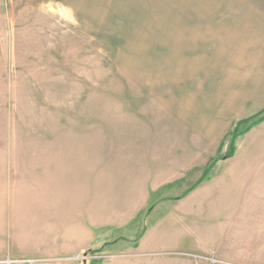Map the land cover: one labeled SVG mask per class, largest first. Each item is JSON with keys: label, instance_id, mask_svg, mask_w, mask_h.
Instances as JSON below:
<instances>
[{"label": "rangeland", "instance_id": "rangeland-1", "mask_svg": "<svg viewBox=\"0 0 264 264\" xmlns=\"http://www.w3.org/2000/svg\"><path fill=\"white\" fill-rule=\"evenodd\" d=\"M131 4L0 0V264H82L85 253L94 264H195L182 249L143 247L146 254L138 255L128 248L129 239L136 242L157 215L184 209L162 197L181 194L183 185L154 192L156 171L166 169L168 180L192 172L214 178L213 194L227 196L202 204L188 218L210 237L225 232L220 251L197 254L229 264H264V67L260 87L233 118L219 149L193 147L178 130L170 144L156 148L158 141H169L146 133L145 120L155 112L145 82L159 83L162 73L154 67L157 59L139 48L136 27L130 30ZM236 11L234 18H242ZM243 68L254 75V67ZM82 156L88 165H80ZM66 159L69 165L59 164ZM52 171L67 173L69 195L88 197L90 215L114 222L93 227L90 217L94 248L70 257L46 252L53 251L51 193L64 184L51 185ZM225 205L243 207L218 216ZM41 246L47 250L35 253Z\"/></svg>", "mask_w": 264, "mask_h": 264}, {"label": "crops", "instance_id": "crops-1", "mask_svg": "<svg viewBox=\"0 0 264 264\" xmlns=\"http://www.w3.org/2000/svg\"><path fill=\"white\" fill-rule=\"evenodd\" d=\"M129 2L135 5L131 4L126 17L130 30L136 27L134 34L137 36L136 41L141 43L139 48L145 50L146 57L150 55L157 59L154 67H158L162 73L159 83L145 82V91L150 97L147 104L154 107L152 111L155 112L153 119L147 116L145 120L147 135L168 138L169 142L158 141L156 148L170 144L178 130L182 131L183 137L191 138L193 147L198 146L200 149L204 144L212 149L219 145V149L233 125V118L244 110L253 92L260 87L262 77L259 72L264 67V61L260 60L264 59V0ZM236 9L242 11V18H234L238 13ZM118 10H114L115 17L119 15ZM248 66L256 69L252 71L254 75L250 72L251 75H246L243 67ZM196 152L199 153V150ZM80 161V165H88L83 156ZM57 163L55 159V165ZM60 163L69 165L68 159ZM167 170L156 171L154 192L173 185H183L186 189L181 194L172 196L164 193L162 197L184 204V209L167 211L160 217L157 215L136 242L129 239L131 242L128 245H132L128 248L138 255L146 254L142 251L143 247L168 251L182 249L181 253L220 251L225 232L222 230L217 235L213 233L218 237V243L215 236L210 237L209 233L203 234L201 230L192 227L188 218L199 212L202 204L222 201L227 196L213 194L215 190L211 186L214 178L202 180L200 177L195 178L192 172V178L186 174L181 179L168 180ZM67 178L65 172L57 174L52 171L54 182L51 185L54 184L56 188L59 182L65 185L60 184L63 188L51 193L49 231L53 246L48 249L53 251H46L64 253V257L94 248L96 238L92 228L90 231V217L93 227L114 224L112 218L105 222L100 215H90L88 197H84L82 192L75 196L69 195ZM147 194L149 197V192ZM241 207L237 206L234 211L232 206L225 205L218 216L225 212L233 216L232 213H238ZM142 212L144 210L140 209L138 216ZM152 212H149V216ZM126 218L135 219L136 214L133 218L129 216L123 219ZM69 220L71 224L67 226ZM63 225H66L64 230ZM45 250L47 248L41 246L34 251L38 253ZM188 262L194 264L192 259ZM178 263L182 264L183 261ZM67 264L79 263L70 261ZM82 264H94V261L92 263L84 259Z\"/></svg>", "mask_w": 264, "mask_h": 264}, {"label": "built area", "instance_id": "built-area-1", "mask_svg": "<svg viewBox=\"0 0 264 264\" xmlns=\"http://www.w3.org/2000/svg\"><path fill=\"white\" fill-rule=\"evenodd\" d=\"M189 256L195 260L196 262L195 264H216V263L229 264L228 262L220 260L214 256L200 255L197 253H191L189 254ZM83 259H87V256L84 255Z\"/></svg>", "mask_w": 264, "mask_h": 264}, {"label": "water", "instance_id": "water-1", "mask_svg": "<svg viewBox=\"0 0 264 264\" xmlns=\"http://www.w3.org/2000/svg\"><path fill=\"white\" fill-rule=\"evenodd\" d=\"M85 255H87V253H85Z\"/></svg>", "mask_w": 264, "mask_h": 264}, {"label": "trees", "instance_id": "trees-1", "mask_svg": "<svg viewBox=\"0 0 264 264\" xmlns=\"http://www.w3.org/2000/svg\"><path fill=\"white\" fill-rule=\"evenodd\" d=\"M229 157V156H228Z\"/></svg>", "mask_w": 264, "mask_h": 264}]
</instances>
